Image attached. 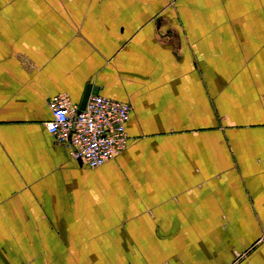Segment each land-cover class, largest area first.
Wrapping results in <instances>:
<instances>
[{"label": "crops", "instance_id": "0c3cea01", "mask_svg": "<svg viewBox=\"0 0 264 264\" xmlns=\"http://www.w3.org/2000/svg\"><path fill=\"white\" fill-rule=\"evenodd\" d=\"M87 84L96 168L45 125ZM0 264H264V0H0Z\"/></svg>", "mask_w": 264, "mask_h": 264}, {"label": "built area", "instance_id": "2783aa9c", "mask_svg": "<svg viewBox=\"0 0 264 264\" xmlns=\"http://www.w3.org/2000/svg\"><path fill=\"white\" fill-rule=\"evenodd\" d=\"M51 119L45 124L55 141L64 145L72 158L96 168L119 155L127 146L126 123L130 103L90 94L84 110L66 95L49 102Z\"/></svg>", "mask_w": 264, "mask_h": 264}, {"label": "water", "instance_id": "95a60500", "mask_svg": "<svg viewBox=\"0 0 264 264\" xmlns=\"http://www.w3.org/2000/svg\"><path fill=\"white\" fill-rule=\"evenodd\" d=\"M98 91L96 88H94L91 84H87L85 86V89H84V92H83V95H82V98L79 102V105H78V110L81 111V110H84L85 108V105H86V101H87V98L90 94H97ZM78 161L80 163H82V161L80 159H78Z\"/></svg>", "mask_w": 264, "mask_h": 264}]
</instances>
